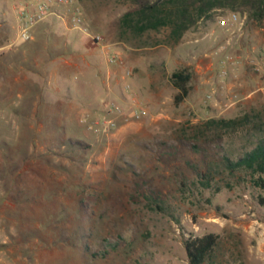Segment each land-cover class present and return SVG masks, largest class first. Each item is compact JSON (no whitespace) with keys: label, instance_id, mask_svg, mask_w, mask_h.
I'll use <instances>...</instances> for the list:
<instances>
[{"label":"rangeland","instance_id":"1","mask_svg":"<svg viewBox=\"0 0 264 264\" xmlns=\"http://www.w3.org/2000/svg\"><path fill=\"white\" fill-rule=\"evenodd\" d=\"M39 1L0 0V264H189L210 232L203 264H264V188L225 163L264 130V23L217 9L175 40L124 27L131 0H74L103 41L71 58L70 6L19 36Z\"/></svg>","mask_w":264,"mask_h":264},{"label":"trees","instance_id":"2","mask_svg":"<svg viewBox=\"0 0 264 264\" xmlns=\"http://www.w3.org/2000/svg\"><path fill=\"white\" fill-rule=\"evenodd\" d=\"M137 6L125 12L123 26L142 34L150 30H160L169 26L175 40L195 25L200 19L210 17L217 9H230L246 15L249 19L264 23V0H131ZM193 73L188 68L177 69L171 73L170 80L178 89L175 103L180 104L190 94ZM218 128L235 129V118H213L209 121ZM260 135V136H259ZM252 136V135H251ZM253 139V146L236 158L226 156V167L230 171H247L253 182L264 188V130ZM253 137V136H252ZM264 200V198H263ZM219 235L214 232L204 235H190L185 240L189 264H203L215 249Z\"/></svg>","mask_w":264,"mask_h":264},{"label":"built area","instance_id":"3","mask_svg":"<svg viewBox=\"0 0 264 264\" xmlns=\"http://www.w3.org/2000/svg\"><path fill=\"white\" fill-rule=\"evenodd\" d=\"M56 5H67L71 7L70 20L73 26L81 30L89 39H91L96 44H101L103 37L100 34H92L84 21V13L81 6L74 4V0H42L37 2L34 6L21 5L19 6V17H20V32L19 36L24 39L31 37L30 29L38 22L44 20L46 17L52 14H56L53 6ZM238 18L236 13L232 14L230 21H235ZM222 23H226V20H223ZM109 61L114 63L116 61V56L113 55L109 58ZM128 75L131 74V71L127 72ZM126 87L129 88V84H126ZM135 115L146 114V110L137 108L134 112ZM105 126L109 127V123L105 122Z\"/></svg>","mask_w":264,"mask_h":264},{"label":"crops","instance_id":"4","mask_svg":"<svg viewBox=\"0 0 264 264\" xmlns=\"http://www.w3.org/2000/svg\"><path fill=\"white\" fill-rule=\"evenodd\" d=\"M70 29H74V30H77L78 32L77 33H75V34H70V35H68L66 38V42H65V44L67 45V46H69V48H70V51L69 52H71V58H73L74 57V55H73V53H74V51H75V49L74 48H76V46H77V49L78 50H80V48H81V46L82 45H85L86 46V49H87V51L89 50V45H88V43H90V42H93L91 39H87V37H86V35L81 31V30H79V29H77V28H74V27H71ZM81 41V42H80ZM77 42V43H76ZM93 44H94V47H93V49L96 51V43L95 42H93ZM92 49V48H91ZM87 51L85 52V53H87ZM83 53V52H82ZM81 53V54H82ZM84 54V53H83ZM68 60V59H67ZM106 75V74H105ZM110 78H111V75H109V73H108V75H107V77H106V81L107 82H109L110 81ZM110 83H111V81H110ZM108 85V84H107ZM106 95H108L109 96V98L110 97H114V95H115V92L113 91V90H111V89H108L107 88V92H106Z\"/></svg>","mask_w":264,"mask_h":264}]
</instances>
